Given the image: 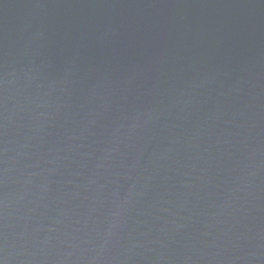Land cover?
I'll use <instances>...</instances> for the list:
<instances>
[{
    "label": "water",
    "instance_id": "95a60500",
    "mask_svg": "<svg viewBox=\"0 0 264 264\" xmlns=\"http://www.w3.org/2000/svg\"><path fill=\"white\" fill-rule=\"evenodd\" d=\"M0 264H264V0H0Z\"/></svg>",
    "mask_w": 264,
    "mask_h": 264
}]
</instances>
